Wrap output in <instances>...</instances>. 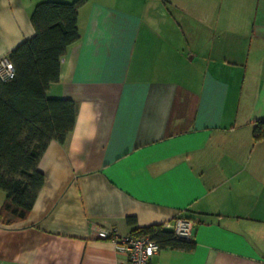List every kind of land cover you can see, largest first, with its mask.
<instances>
[{
	"label": "crops",
	"instance_id": "obj_1",
	"mask_svg": "<svg viewBox=\"0 0 264 264\" xmlns=\"http://www.w3.org/2000/svg\"><path fill=\"white\" fill-rule=\"evenodd\" d=\"M48 1L78 0H0V57ZM77 21L46 92L74 102L75 124L39 160L27 217L0 222V264H116L97 228L177 217L195 250L151 264H264V0H83Z\"/></svg>",
	"mask_w": 264,
	"mask_h": 264
},
{
	"label": "trees",
	"instance_id": "obj_2",
	"mask_svg": "<svg viewBox=\"0 0 264 264\" xmlns=\"http://www.w3.org/2000/svg\"><path fill=\"white\" fill-rule=\"evenodd\" d=\"M73 3L48 1L36 5L30 21L35 35L7 56L15 76L0 81V191L6 199L0 208V222L24 220L44 185L37 169L52 141L64 144L73 130L76 106L71 100L49 99V85L60 76V64L69 46L79 39L78 9ZM255 142L264 140V122L254 128ZM135 225V218H127ZM133 235H148L159 249L193 252L195 242L178 238L161 225L141 228Z\"/></svg>",
	"mask_w": 264,
	"mask_h": 264
},
{
	"label": "built area",
	"instance_id": "obj_3",
	"mask_svg": "<svg viewBox=\"0 0 264 264\" xmlns=\"http://www.w3.org/2000/svg\"><path fill=\"white\" fill-rule=\"evenodd\" d=\"M14 76L15 70L8 57H0V81L7 82ZM162 227L172 230L178 238L192 239L193 223L187 218L177 217L171 224ZM95 234L98 239L111 242L115 251L124 257L116 264H151V259L160 250L148 235H120L115 229L104 227L97 228Z\"/></svg>",
	"mask_w": 264,
	"mask_h": 264
}]
</instances>
